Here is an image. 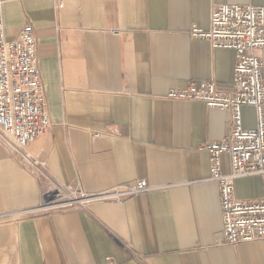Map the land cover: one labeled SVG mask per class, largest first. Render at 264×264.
<instances>
[{
	"label": "crops",
	"instance_id": "crops-1",
	"mask_svg": "<svg viewBox=\"0 0 264 264\" xmlns=\"http://www.w3.org/2000/svg\"><path fill=\"white\" fill-rule=\"evenodd\" d=\"M223 4L264 0H2L7 40L33 28L51 126L26 148L43 176L0 141V214L38 206L55 184L94 193L145 179L150 190L1 222L0 264H264V241L225 244L209 181L204 144L227 135L229 113L165 98L190 82L230 88L235 53L188 34ZM242 122L254 127L252 108ZM234 195L259 199L260 178L237 180Z\"/></svg>",
	"mask_w": 264,
	"mask_h": 264
},
{
	"label": "built area",
	"instance_id": "built-area-1",
	"mask_svg": "<svg viewBox=\"0 0 264 264\" xmlns=\"http://www.w3.org/2000/svg\"><path fill=\"white\" fill-rule=\"evenodd\" d=\"M188 34L213 49L235 53L232 84L221 90L212 81L190 82L182 90L168 91L165 98L200 102L229 113L227 135L203 148L209 158V181L219 188L224 242L235 246L264 241V84L263 62L257 55L264 49V6L219 5L212 10L207 29L192 26ZM244 107L254 110V127H243ZM50 126L33 28L24 25L16 39L7 40L0 0V141L24 168L43 176L46 162L32 157L26 148ZM224 155L229 158L228 173L222 170ZM253 176L261 180L260 198L237 199L235 182ZM149 190L145 179L94 193L55 184L42 195L38 206L0 214V223L84 210L95 203H121Z\"/></svg>",
	"mask_w": 264,
	"mask_h": 264
}]
</instances>
